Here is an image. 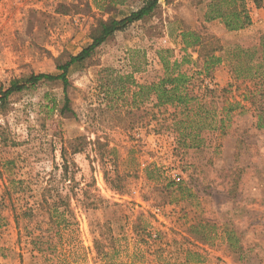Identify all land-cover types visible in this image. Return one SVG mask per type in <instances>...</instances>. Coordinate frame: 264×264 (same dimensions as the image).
<instances>
[{
    "label": "rangeland",
    "instance_id": "obj_1",
    "mask_svg": "<svg viewBox=\"0 0 264 264\" xmlns=\"http://www.w3.org/2000/svg\"><path fill=\"white\" fill-rule=\"evenodd\" d=\"M212 1L161 0L152 16L73 66L66 93L59 82L42 83L0 109V264H104L107 253L112 264H264V129L245 100L254 83L232 67L248 59L233 50L258 47L264 35V0H244L252 23L239 31L206 21ZM141 5L0 0V88L59 74L92 43L99 20H121ZM184 30L222 48L212 76H195L194 96L218 120L240 104L226 133H201V149L178 143L180 110L158 107L139 88L163 75L159 52L182 58ZM66 95L73 114L63 112Z\"/></svg>",
    "mask_w": 264,
    "mask_h": 264
},
{
    "label": "trees",
    "instance_id": "obj_2",
    "mask_svg": "<svg viewBox=\"0 0 264 264\" xmlns=\"http://www.w3.org/2000/svg\"><path fill=\"white\" fill-rule=\"evenodd\" d=\"M169 1V0H165ZM161 0H142V5L132 11L129 16L118 20L110 18L108 20H99L97 25L91 32L92 43L83 49L78 55L71 56L69 61L64 64H59L57 75L53 74H33L25 79L13 80L10 86L0 88V109H6L10 105V98L15 94L32 91L42 83L59 82L62 84L65 93L69 87L68 75L73 66L84 65L89 59L93 57L95 51L101 47L109 38L113 37L118 32H123L132 24L143 21L152 16L158 8ZM206 21L221 20L229 31H239L250 26L252 19L246 10L244 0H213L208 6V11L205 15ZM182 36V51L184 55L181 59H172V50H163L159 52V58L163 66V75L149 86H140V92L148 95H153L157 100L158 107L171 106L177 111L174 116V126L184 129L180 132L182 141L178 142L180 145L184 144L186 147L201 149L205 146L206 140L202 138V132L222 131L226 133L227 120L229 121L230 115L240 104H230L226 108L225 115L217 116L207 107V104L200 96H194L192 93L194 88L192 82L195 76H212L215 68L221 65L223 56L218 53L222 48L215 47L212 41L203 37L201 33L184 30ZM259 48V49H258ZM191 51L192 53H189ZM236 57L245 56L247 59L246 67H238L233 65L234 74L243 76L245 79L254 83V88L248 91L245 100H250L252 105V116L255 119V126L258 129H264V35L261 36L258 47L242 49L237 46L233 50ZM193 53L197 55L195 58ZM259 54V58L255 55ZM240 64L241 62H236ZM192 65L193 71L184 70V66ZM212 92L205 86V94ZM70 100L68 95L65 96L64 113L73 114V110L69 106ZM242 107V106H241ZM244 109V108H242ZM237 181L229 194L236 197ZM8 194L10 191L7 189ZM44 202V200L42 201ZM49 213L52 209L58 210L57 203L48 206ZM50 222L54 223V216L50 214ZM229 234V243L231 247H236V240ZM242 250V248L240 249ZM189 255H198L196 252H188ZM111 254L107 253L104 256V264H112ZM113 264H125L124 262H115ZM179 264H192L190 259L184 263Z\"/></svg>",
    "mask_w": 264,
    "mask_h": 264
}]
</instances>
